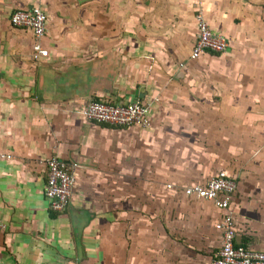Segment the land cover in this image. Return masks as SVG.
Here are the masks:
<instances>
[{"label":"crops","instance_id":"obj_1","mask_svg":"<svg viewBox=\"0 0 264 264\" xmlns=\"http://www.w3.org/2000/svg\"><path fill=\"white\" fill-rule=\"evenodd\" d=\"M33 7L40 59L11 22ZM200 12L231 44L190 60ZM94 99L147 103L152 125L89 121ZM54 156L77 178L63 213ZM220 171L236 244L264 251V0H0V264H210L224 213L184 189Z\"/></svg>","mask_w":264,"mask_h":264},{"label":"built area","instance_id":"obj_2","mask_svg":"<svg viewBox=\"0 0 264 264\" xmlns=\"http://www.w3.org/2000/svg\"><path fill=\"white\" fill-rule=\"evenodd\" d=\"M14 26L31 29L36 37L34 58L48 56L49 52L42 45V38L47 32L48 16L41 7L16 10L11 15ZM198 34L190 60H197L204 53H225L230 48V39L217 34L202 12L197 15ZM151 106L147 103L118 102L108 99L91 100L83 110L84 116L92 122L112 126L149 128ZM10 157V156H8ZM48 178L45 197L53 212L63 213L72 203L77 178L74 170L66 161L54 156L47 161ZM238 184L234 177L225 171L218 172L206 184H196L184 189L188 197L211 201L224 214L216 228L222 234V245L217 256L210 264H264V251L254 250L236 244L237 226L233 212V200ZM5 224L0 219V230Z\"/></svg>","mask_w":264,"mask_h":264}]
</instances>
